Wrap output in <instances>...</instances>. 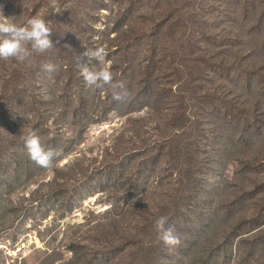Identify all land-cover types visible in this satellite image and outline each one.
<instances>
[{
	"label": "rangeland",
	"instance_id": "obj_1",
	"mask_svg": "<svg viewBox=\"0 0 264 264\" xmlns=\"http://www.w3.org/2000/svg\"><path fill=\"white\" fill-rule=\"evenodd\" d=\"M58 2L0 0L55 45L32 67L0 60V264H264V0ZM97 46L124 101L84 83L76 58ZM33 129L52 167L29 159Z\"/></svg>",
	"mask_w": 264,
	"mask_h": 264
},
{
	"label": "clouds",
	"instance_id": "obj_2",
	"mask_svg": "<svg viewBox=\"0 0 264 264\" xmlns=\"http://www.w3.org/2000/svg\"><path fill=\"white\" fill-rule=\"evenodd\" d=\"M50 6L55 13L61 12L58 0H50ZM4 17L0 10V60H15L32 67L36 56L45 54L55 47L51 39L53 33L51 25L43 18L34 16L24 24L18 25L8 22ZM76 59L87 87L103 90L107 86L115 101L126 99L128 91L123 82L114 80L104 47L85 48ZM94 62L99 65L98 68L90 67ZM41 67L43 71L49 73L57 70V66L51 62L44 63ZM24 148L29 159L41 168L52 167L59 156L58 151L46 147L41 142L40 136L34 129L24 137ZM167 220L168 217L160 216L155 221L160 239L170 248L179 246L180 237L175 233L173 226H166Z\"/></svg>",
	"mask_w": 264,
	"mask_h": 264
},
{
	"label": "trees",
	"instance_id": "obj_3",
	"mask_svg": "<svg viewBox=\"0 0 264 264\" xmlns=\"http://www.w3.org/2000/svg\"><path fill=\"white\" fill-rule=\"evenodd\" d=\"M197 17L198 16L196 15V18ZM140 40H141V35L139 36L138 41H140ZM110 41H114L112 46H114V44H117L118 46L120 44H122V45H127L128 44V41H126V40L125 41H121L120 37H115L114 39H111V37H110ZM137 45H139V44H137ZM226 49H227V45H225L224 40H223V43H222L221 47L219 48L217 55H216V53H213L211 56H209L208 54L198 53L197 54L198 57L195 55V59L193 61V65H192L191 68L192 69H199L204 64L207 65V67L210 66V64H212L214 62V60H215V58H217V56L222 59V57L224 56V54L226 52ZM131 53H133V51H131ZM170 64H172V65H174V66H176L178 68H184V69L185 68H190L186 64V58L185 57H182L179 60L171 58L170 59ZM181 72H185V71H181ZM181 72H178V73H181ZM183 82H184L183 76L181 74H179L177 79H176V83L181 84ZM66 84L70 85L71 83L69 82V80H67ZM65 94L68 95L69 93L65 92ZM74 94L76 95V93H74ZM168 148L171 149L170 147H168ZM144 169H145V167H142L141 171L144 170ZM127 195H129V194H127Z\"/></svg>",
	"mask_w": 264,
	"mask_h": 264
},
{
	"label": "bare ground",
	"instance_id": "obj_4",
	"mask_svg": "<svg viewBox=\"0 0 264 264\" xmlns=\"http://www.w3.org/2000/svg\"><path fill=\"white\" fill-rule=\"evenodd\" d=\"M100 126V125H99ZM96 127V126H95ZM109 131V130H108ZM92 134V133H91Z\"/></svg>",
	"mask_w": 264,
	"mask_h": 264
}]
</instances>
